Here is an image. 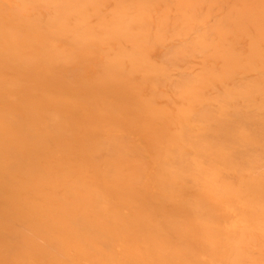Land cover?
<instances>
[{
  "label": "bare ground",
  "instance_id": "obj_1",
  "mask_svg": "<svg viewBox=\"0 0 264 264\" xmlns=\"http://www.w3.org/2000/svg\"><path fill=\"white\" fill-rule=\"evenodd\" d=\"M0 264H264V0H0Z\"/></svg>",
  "mask_w": 264,
  "mask_h": 264
}]
</instances>
